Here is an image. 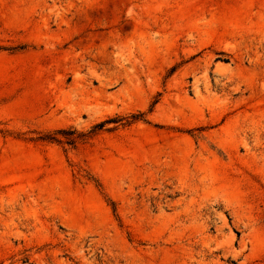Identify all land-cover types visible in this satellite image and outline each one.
Returning a JSON list of instances; mask_svg holds the SVG:
<instances>
[{"label": "rangeland", "instance_id": "obj_1", "mask_svg": "<svg viewBox=\"0 0 264 264\" xmlns=\"http://www.w3.org/2000/svg\"><path fill=\"white\" fill-rule=\"evenodd\" d=\"M0 264H264V0H0Z\"/></svg>", "mask_w": 264, "mask_h": 264}, {"label": "bare ground", "instance_id": "obj_2", "mask_svg": "<svg viewBox=\"0 0 264 264\" xmlns=\"http://www.w3.org/2000/svg\"><path fill=\"white\" fill-rule=\"evenodd\" d=\"M215 70H220V66L219 65H216Z\"/></svg>", "mask_w": 264, "mask_h": 264}]
</instances>
